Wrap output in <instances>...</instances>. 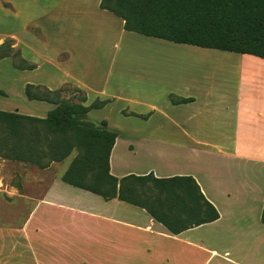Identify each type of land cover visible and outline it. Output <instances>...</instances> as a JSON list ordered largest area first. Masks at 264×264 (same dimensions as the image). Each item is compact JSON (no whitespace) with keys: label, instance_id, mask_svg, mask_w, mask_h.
I'll use <instances>...</instances> for the list:
<instances>
[{"label":"crops","instance_id":"crops-1","mask_svg":"<svg viewBox=\"0 0 264 264\" xmlns=\"http://www.w3.org/2000/svg\"><path fill=\"white\" fill-rule=\"evenodd\" d=\"M99 3L0 0V46L11 40L13 52L21 57L8 77L38 74H28L17 85L20 103L0 111L45 118L54 105L21 100L26 85L49 91L71 85L84 93L85 106L106 102L87 117L93 123L105 121L118 134L110 174L117 179L191 177L219 218L172 235L143 209L116 199L104 201L63 183L66 170L51 179L48 168L58 163L40 169L0 156V199L3 193L12 199L9 208L0 202V211L10 209L17 220L0 221V264H7V249L36 258V243L49 249L104 250L108 264H264V60L181 45L176 48L232 62L228 70L237 71L238 79L216 80L212 71V76L197 80L184 67L177 73V66L153 61L125 83V69L113 74V65L104 72L98 68L101 58L114 50L115 39L140 37L170 47L173 43L124 31L123 22L101 10ZM132 86L136 93L129 91ZM169 95L192 102L175 105ZM116 115L139 122V127L119 128L112 122ZM6 164L16 172L9 189L4 186ZM31 166L40 170L37 180H29L34 175ZM66 232L74 233L73 240L60 235Z\"/></svg>","mask_w":264,"mask_h":264},{"label":"trees","instance_id":"trees-1","mask_svg":"<svg viewBox=\"0 0 264 264\" xmlns=\"http://www.w3.org/2000/svg\"><path fill=\"white\" fill-rule=\"evenodd\" d=\"M99 8L119 18L126 32L264 60V0H100ZM11 45L7 40L0 46V60L19 56ZM67 92L72 95L65 96ZM24 94L29 101L47 102L54 108L45 118L0 111L4 159L45 169L76 152L61 176L63 183L104 201L116 199L143 209L172 235L219 218L191 177L149 174L117 179L110 174L109 158L118 134L105 121L93 123L87 117L106 102L85 106L84 93L71 85L55 91L26 85ZM5 95L0 90V96ZM168 98L175 105L192 102ZM260 223L264 228V206Z\"/></svg>","mask_w":264,"mask_h":264},{"label":"rangeland","instance_id":"rangeland-1","mask_svg":"<svg viewBox=\"0 0 264 264\" xmlns=\"http://www.w3.org/2000/svg\"><path fill=\"white\" fill-rule=\"evenodd\" d=\"M137 36V35H136ZM181 45L173 44L172 47L158 44V43H148L140 39V37H121L120 39H115L114 42V50H111L110 55H107L104 58H101L99 61L98 68L100 72H104L110 65H113V74L118 70L119 67L126 70V76H124L125 83L128 78L134 79L138 75V71L140 68L147 64H151L154 62H166L172 65L177 66V73L183 71V68H186L193 77L197 78V80H202V77L212 76L209 75V72L214 71V78L216 80H237L238 72L233 70H228L229 67L233 64L232 62L218 58L213 54H206L199 51H187L184 49L176 48ZM194 49H200L195 48ZM145 60V61H144ZM144 61V62H141ZM21 62V57H10L8 59H4L0 61V87L5 90L7 93V97H0V109L6 111L9 107L13 105H17L19 102L18 96L20 91L18 92L17 85L24 79L29 78L31 76H37L35 73H21L18 77L9 78V70L11 66H15ZM236 64V63H235ZM219 70V71H218ZM129 71H134V73H130ZM121 74V71H120ZM189 76V74H188ZM204 80V79H203ZM135 85V84H134ZM136 86H132L129 91L136 93ZM72 94L67 92L65 96L69 97ZM21 100H26L24 93H21ZM128 107L129 110L133 109L132 105H124ZM17 108H21L20 106H16ZM26 107V106H25ZM17 108H15L17 110ZM28 108V107H26ZM34 108V107H31ZM29 108V109H31ZM32 110V109H31ZM133 111V110H132ZM136 111V110H135ZM123 115H127L123 112ZM112 122L116 124L121 129H130V128H138L139 122L133 119H122L117 115L113 116ZM76 156V152H73L64 162L60 164H51L48 168L49 176L52 179L56 176L58 172L62 174L70 161ZM32 167V166H31ZM30 169V168H29ZM34 171V175L30 178L33 180H37V173H40L35 167H32ZM6 173V177L4 178V186L9 189L16 182L15 178V169L11 164H6L3 168ZM20 193L21 190H19ZM0 202L6 208H9V205L12 203V199L7 197L6 194H2V198ZM2 207L0 211V221L7 222H15L16 219L12 218L10 209H6ZM24 216H21L20 221H23ZM6 229L11 232L10 227H6ZM13 235V233H10ZM60 234V233H57ZM68 241L72 239V232H66L60 234ZM73 240V239H72ZM35 253L36 258L31 259L28 255L24 254L22 251L17 250L16 252H11L7 249V253L3 256L4 263L7 264H108L106 263V257L104 254V250L100 249H92L87 247H77V248H66L61 249L58 246H53L52 249L44 248L42 244H35Z\"/></svg>","mask_w":264,"mask_h":264}]
</instances>
